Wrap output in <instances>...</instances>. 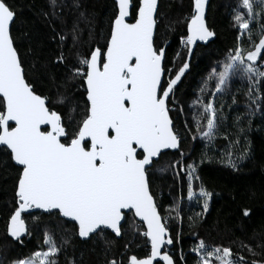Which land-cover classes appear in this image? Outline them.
Returning <instances> with one entry per match:
<instances>
[{
    "label": "snow or ice",
    "instance_id": "6c2138e0",
    "mask_svg": "<svg viewBox=\"0 0 264 264\" xmlns=\"http://www.w3.org/2000/svg\"><path fill=\"white\" fill-rule=\"evenodd\" d=\"M51 2L55 5L56 0ZM205 5L206 0H192L187 36L181 38L189 57L197 40L207 41L214 35L205 23ZM115 6L105 45L95 47L86 57H78L77 66L69 69L70 79L79 78L85 92L82 119L70 129L61 113L48 106V98L37 94L26 79L12 35L16 9L8 0H0V147L19 168L16 206L7 232L20 239L27 232L22 213L36 208L69 218L74 222V233L82 239H104L106 230L120 236L124 210H134L146 226L142 235L148 238L151 253L144 258L132 255L128 264H153L156 257L165 264H174L172 256L161 251L173 239L166 223L168 217L158 212L148 175L162 150L180 147L169 103L189 68V60L185 59L178 70L165 68V47H158L155 40L158 0H115ZM234 12L233 20L240 32L237 45L229 50L226 62L218 65L220 71L213 69L209 79H216L214 97L224 90L230 76L245 75L249 82L246 95L251 98L253 88L258 95L264 78V24L260 23L264 19V0H238ZM253 23L257 24L258 42L252 39ZM244 34L249 40L248 49L240 43ZM56 35L61 43L65 40L63 35ZM56 62H65L62 52ZM172 71L175 75L165 79ZM195 103L201 107L200 116L195 118L197 131L201 136H213L217 126L214 99L206 103L197 99ZM71 111L75 113L76 109ZM73 119L70 116L68 124ZM201 119H206L203 128ZM247 154L245 148L234 160L229 152L222 163L236 169L238 160ZM195 171L194 164L187 165L190 199L195 195L193 181L199 179ZM199 195L206 212L213 193L202 185ZM243 214L249 215V210ZM44 241L46 251H36L12 264H57L55 257L60 249L48 232ZM111 243L105 240L106 245ZM247 250L253 251L251 247ZM192 251L197 255V264H247L242 256L233 258L231 247L210 246L203 239ZM106 264L121 262L113 259Z\"/></svg>",
    "mask_w": 264,
    "mask_h": 264
},
{
    "label": "trees",
    "instance_id": "16d2710c",
    "mask_svg": "<svg viewBox=\"0 0 264 264\" xmlns=\"http://www.w3.org/2000/svg\"><path fill=\"white\" fill-rule=\"evenodd\" d=\"M8 3L16 9L12 35L26 79L37 94L48 98L51 109L61 113L66 126L73 128L82 119L85 92L79 78L70 79L69 69L77 66L78 57H86L95 47L105 45L116 11L115 0H56L55 5L51 0ZM237 5L238 0L209 1L206 21L213 38L205 45L198 44L188 58L187 47L181 48L180 39L187 36L192 0H159L155 40L158 47H165L164 66L178 70L185 59L189 60V68L170 98L174 106L170 115L180 135V147L162 153L148 175L158 211L162 217L168 216L166 223L173 239L169 255L174 264H197L192 249L200 239L210 246L231 247L234 259L242 256L247 264H264V78L258 95L253 88L251 98L246 95L249 82L245 75L230 76L224 90L214 97L216 79H209L212 70L219 72L218 65L226 62L229 50L237 45L240 32L233 20ZM260 23L264 24V19ZM251 27L252 39L258 42L257 24ZM57 33L65 37L62 43ZM240 43L249 48L246 34ZM61 52L65 62L57 63L56 56ZM261 67L264 70V65ZM169 74L174 76L175 71ZM210 98L217 109V126L213 136L205 137L197 131L195 118L200 116L201 107L195 101L206 103ZM70 116H74L72 124H68ZM200 123L203 128L206 119ZM245 148L248 154L238 160L236 169L222 163L229 152L236 160ZM173 162H178L175 167ZM188 164L196 166L194 175L199 177L193 181L195 195L191 199L187 194ZM18 171L1 147L0 264H12L38 250L46 251L45 232L60 249L55 257L57 264H106L113 259L128 264L132 255H149L148 239L141 234L144 227L132 213L124 214L120 237L106 230L104 239L93 236L85 240L74 233V222L55 212L22 213L27 232L18 240L12 238L7 227L16 206ZM202 185L213 193L206 212L199 195ZM245 209L249 210L247 216L243 214ZM248 247L253 251L249 252Z\"/></svg>",
    "mask_w": 264,
    "mask_h": 264
},
{
    "label": "water",
    "instance_id": "95a60500",
    "mask_svg": "<svg viewBox=\"0 0 264 264\" xmlns=\"http://www.w3.org/2000/svg\"><path fill=\"white\" fill-rule=\"evenodd\" d=\"M209 1L210 0H206V5H205V23H206V25H207V21H206V15H207V9H208V4H209ZM158 6H159V0H158ZM130 22H132V21H130ZM207 27H208V25H207ZM208 29H209V27H208ZM210 30V29H209ZM186 31H187V25H186ZM211 31V30H210ZM212 38H213V36L212 37H210L207 41H200V40H197L196 42H195V44L192 46V48H193V52H194V50H195V48H196V46L198 45V44H202V45H205V44H207L208 42H210L211 40H212ZM193 52L191 53V56H192V54H193ZM190 56V57H191ZM189 57V54H188V58H190ZM12 126H14V123H13V125ZM1 148V147H0ZM179 149V148H178ZM178 149H165V150H162V152H161V154L162 153H164L165 151H175V150H178ZM160 154V155H161ZM160 157V156H159ZM159 159V158H158ZM158 159H156L155 161H157ZM15 164V163H14ZM17 166V165H16ZM158 209V208H157ZM32 211H41V212H44V210H42V209H36V208H33V209H28V210H26V212H24V213H27V212H32ZM159 212V211H158ZM125 213H132V215L134 216V218H135V220L137 221V222H139V223H141L142 225H143V227H144V230L146 231V226L143 224V222L140 220V218L139 217H136L135 216V213H134V210H131V211H129V210H124V214ZM161 215V214H160ZM61 218H63V217H61ZM66 220H70L69 218H65ZM123 219H124V216H123ZM123 219H122V221H121V224H122V222H123ZM108 231H110L112 234H114L111 230H108ZM170 233V232H169ZM115 235V234H114ZM78 236V235H77ZM116 236V235H115ZM79 237V236H78ZM116 237H120V236H116ZM80 238V237H79ZM147 238V237H146ZM80 239H82V238H80ZM148 239V238H147ZM82 240H85V239H82ZM148 243H149V255H150V253H151V245H150V242L148 241ZM166 246L167 247H171V244H166ZM164 247H165V245H163L162 246V249H161V251L162 252H164L163 250H164ZM157 262H161V263H163V264H165V262L161 259V257H156V258H154V260H153V264H155V263H157Z\"/></svg>",
    "mask_w": 264,
    "mask_h": 264
},
{
    "label": "built area",
    "instance_id": "2783aa9c",
    "mask_svg": "<svg viewBox=\"0 0 264 264\" xmlns=\"http://www.w3.org/2000/svg\"><path fill=\"white\" fill-rule=\"evenodd\" d=\"M186 37V36H185ZM183 44V43H182ZM183 46H185V44H183ZM167 75H169V73H167L166 74V76H165V79L167 78ZM169 107H171V108H173L174 109V106H173V103H172V105L169 103ZM173 112V111H172ZM176 131H177V127H175L174 128ZM178 132V131H177ZM179 133V132H178ZM156 204H158V202H156ZM166 217H168L167 215H166ZM145 230H143L142 232H141V234L144 232ZM143 236V235H142ZM163 251H167L168 253H171L172 252V249L170 248V247H164V250Z\"/></svg>",
    "mask_w": 264,
    "mask_h": 264
},
{
    "label": "bare ground",
    "instance_id": "6f19581e",
    "mask_svg": "<svg viewBox=\"0 0 264 264\" xmlns=\"http://www.w3.org/2000/svg\"><path fill=\"white\" fill-rule=\"evenodd\" d=\"M180 46H181V48H185L186 47V45L183 46V44L181 43V39H180Z\"/></svg>",
    "mask_w": 264,
    "mask_h": 264
},
{
    "label": "rangeland",
    "instance_id": "374dc122",
    "mask_svg": "<svg viewBox=\"0 0 264 264\" xmlns=\"http://www.w3.org/2000/svg\"><path fill=\"white\" fill-rule=\"evenodd\" d=\"M38 251H41V250H38ZM22 259H24V258H22Z\"/></svg>",
    "mask_w": 264,
    "mask_h": 264
}]
</instances>
